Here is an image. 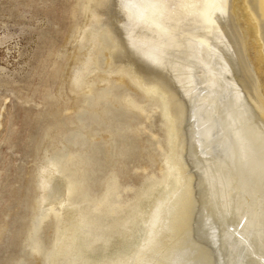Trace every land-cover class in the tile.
Returning a JSON list of instances; mask_svg holds the SVG:
<instances>
[{"label":"bare ground","instance_id":"obj_1","mask_svg":"<svg viewBox=\"0 0 264 264\" xmlns=\"http://www.w3.org/2000/svg\"><path fill=\"white\" fill-rule=\"evenodd\" d=\"M241 1L264 63V0ZM90 2L92 22L78 39L80 50L96 46V62H81L72 87L80 92L99 68L98 57L111 48V74L129 78L143 99L159 100L169 138L165 169L118 217L109 191L90 198L84 184L89 166L74 163L91 158L76 153L68 160L55 149L37 170L27 255L41 256L44 264H264V101L233 15L234 0ZM120 97L136 108L129 96ZM87 117L89 112L79 114L81 122ZM126 128H118L112 145L128 135ZM79 135L71 140L83 142ZM100 149L99 158L105 153ZM77 211L90 229L119 232L123 248L112 254L81 250L84 223L75 220ZM48 219L56 223V237L47 249L40 233ZM98 236L91 239L96 250Z\"/></svg>","mask_w":264,"mask_h":264},{"label":"rangeland","instance_id":"obj_2","mask_svg":"<svg viewBox=\"0 0 264 264\" xmlns=\"http://www.w3.org/2000/svg\"><path fill=\"white\" fill-rule=\"evenodd\" d=\"M233 9L264 101V63L257 56L254 26L241 0H234ZM90 10V0H0V264H44L41 256L26 251L39 193L37 170L55 149L65 152L68 160L76 153L91 158L89 165L86 158H75L74 163L79 168L89 166L84 184L90 198L96 201L109 191L110 208L118 217L125 216L142 187L150 179L161 178L165 169L169 138L159 100L143 99L129 78L111 74V48L98 57L99 68L87 76L80 92L72 87L81 62L90 58L94 62L97 57L92 43L83 50L79 47L81 28L92 22ZM109 87L114 88L112 95L104 99ZM122 93L136 108L122 102ZM112 108L118 112L109 115ZM85 112L91 117L81 122L79 114ZM125 113L130 118L122 123ZM124 123L128 135L112 145ZM79 134L84 141L73 142ZM96 147L105 152L100 158ZM112 175L116 180H110ZM77 212L75 220L84 223ZM107 217L104 221H109ZM80 229L84 237L81 250L88 247L90 253L106 250L112 254L123 248L119 232L92 230L85 223ZM55 230L51 219L42 227L40 239L47 249L56 237ZM131 234L127 228L126 235ZM95 235L101 238L97 250L90 247Z\"/></svg>","mask_w":264,"mask_h":264}]
</instances>
